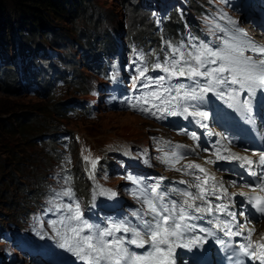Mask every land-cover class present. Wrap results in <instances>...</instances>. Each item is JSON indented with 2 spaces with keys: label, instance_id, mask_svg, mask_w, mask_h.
Returning a JSON list of instances; mask_svg holds the SVG:
<instances>
[{
  "label": "snow or ice",
  "instance_id": "snow-or-ice-1",
  "mask_svg": "<svg viewBox=\"0 0 264 264\" xmlns=\"http://www.w3.org/2000/svg\"><path fill=\"white\" fill-rule=\"evenodd\" d=\"M230 23H235L230 21ZM226 49L222 51H212L206 46L203 49H197L196 54H188L187 58L183 52H180L178 48H174L173 54H179V59L166 60L164 64L156 63L154 68L162 69L164 73L168 76H159L155 80L151 77H146L148 68L144 67L143 70L139 71V76L136 77L139 80L144 77L149 83L143 84L142 87H149L151 84L159 85L162 88L164 94H168L167 98H163L161 91L158 89L147 94L145 101L148 97L155 98L160 101L161 105H164V111L168 112L170 115H191L193 117H200L206 120L208 118V113L203 111H193L188 112V108L184 107L183 111H170V108L179 107V104H174V101H199L203 102L204 96L207 92L214 91L221 85H239L241 90L247 89L250 98L245 99L241 108L247 112L252 111V102L256 96L257 89L264 90V59L258 61H253L251 57L243 56V49L239 46L230 45L227 42ZM253 51L264 55V46L250 45ZM215 58V59H210ZM140 60H144V56H139ZM217 59L221 61L220 66L216 68H205L206 64H216ZM183 62V66H181ZM204 68V71L200 69ZM225 72L230 73V77H224L222 74ZM188 77L191 80H195L197 77L209 78L207 83L203 88L199 87V81H196L197 87L192 88L191 91L184 90L181 95V90L184 85L173 89L172 87H165V80H171L172 77ZM135 87V85H134ZM175 91L176 95L172 96L171 93ZM235 89H233V92ZM218 96L223 97V92H217ZM229 99H235L234 95H230ZM133 108H138L143 112H150V109L140 108L139 104H132ZM233 106V105H230ZM195 107V105H193ZM151 115H156L155 112H151ZM201 119H197L196 123L202 128H207V124L201 123ZM249 121L254 122L253 118L249 116ZM193 139H197L196 133L190 134ZM225 151H229L225 149ZM85 159H89L85 157ZM217 159L226 160H244L248 165L253 164V161L246 157H241L239 154L231 153L228 156L217 155ZM212 161H209L211 163ZM97 161L92 160V167L95 168ZM259 164L264 165V153L260 154ZM188 168H197L201 172L205 170L201 168L198 164H189ZM250 175H256L255 172H250ZM199 180L200 178L197 177ZM210 179H215L211 177ZM259 179V177H258ZM208 181L205 179L203 181L206 184ZM183 183V182H182ZM196 188L200 190V194L193 196L191 192H184L183 195L187 196L188 199L183 201V204L179 207L175 201L171 202V207L165 204H161L158 209L155 204L151 201H146L149 206L152 219L148 221H141L144 233L142 234L140 230L135 227L129 228L125 224H112L110 227L100 228L99 225H93L83 220V214L80 211V205L77 203L75 208L72 204L66 206V210L69 213L67 217L61 219L60 223L64 224L67 231L60 232L56 230V235L61 238L60 247L65 248L68 251L76 255L80 260L85 261L86 264H176L178 253L177 248L192 249L193 247H201L208 242V238L211 237L216 240L220 245H224L225 241L218 239L215 236L212 228L204 229L200 228L199 231L204 233L206 236H189L188 234L193 232L197 225L189 223L191 220H203L204 213L212 215L215 212H222L228 216L232 217V221H235V213L228 211L227 205H217L215 209L211 207L210 202H208L207 207L197 206L195 204L196 200L205 201V194L208 193V189L203 187L202 184H196ZM159 188L157 184L152 188V192H156ZM215 188V186H213ZM261 193H264V179L255 185ZM227 196V190H223ZM100 193L103 195H108L109 197L116 196V193L101 189ZM214 194V193H213ZM65 196H72L73 193L71 189H68L63 193ZM235 195V194H233ZM241 196H245L248 202L253 205V207L259 212L264 214V195H258L253 189L252 192H241ZM160 199V197H157ZM186 206V207H185ZM188 209H194L195 213H201L199 216L189 215ZM137 215V213H133ZM72 222H75L73 225ZM56 221H52L51 224L55 230ZM211 223V222H210ZM223 222L217 223L216 228H220ZM231 223V222H230ZM225 228H229L225 235H242L245 230L243 226H239L240 230L232 232L230 230L229 224H224ZM84 229H89L92 231L91 234L83 235ZM124 233H131V239H125L124 237L115 238V233L119 231ZM248 240L247 244L240 245V252L245 256L249 257L254 261H259L260 264H264V236L261 237L260 242L254 247V243L251 239L252 233L255 229H247ZM147 236L148 238H145ZM106 237H114L112 240H107ZM126 245H135L137 248H145L143 253H137L134 251H129V247Z\"/></svg>",
  "mask_w": 264,
  "mask_h": 264
},
{
  "label": "rangeland",
  "instance_id": "rangeland-1",
  "mask_svg": "<svg viewBox=\"0 0 264 264\" xmlns=\"http://www.w3.org/2000/svg\"><path fill=\"white\" fill-rule=\"evenodd\" d=\"M141 1L142 0H139V2ZM91 2L94 6H97V12H102L103 15H99V17L102 18L98 25L100 33L107 29V25L112 24L110 27L114 28V25L119 28L120 23L122 26L128 20V9H121L119 0H91ZM12 8L13 7L9 10L10 15L7 16L12 25L17 29L19 26L16 19V9L13 8V10ZM166 9H168V7L161 6L158 12L159 15L161 16L163 13H167ZM66 16L67 20L65 18H62V20L54 18L49 25L56 30H59V28L61 29L59 30L61 32L59 38H65V40L70 42V48L66 50L63 49L65 50V52L63 51L64 54L79 61V64H75L76 66L73 65L78 70L77 74L80 76L81 72L83 76L89 80V85H93L95 81L91 79L94 78V75L87 70V68H81L84 59H81L82 54L79 47H81V44L84 46V44L80 41L81 37H78V30L82 29L83 33L81 32V34H87L91 31L89 28L91 24L87 22L84 23L85 19H82L81 21H76V24L70 25L69 22L73 19H71V16L68 14ZM157 18L158 17H155V23L159 27ZM73 26L78 27L74 28ZM74 30H76V32ZM16 32L17 31H15V33ZM131 34L135 35L136 32L132 30ZM1 35L0 38H2V41L0 43H5V52L0 51V58H4L6 63H10L7 62L8 60H11L13 63L17 62L16 60L19 59V57L17 55L15 57L12 56L16 49L11 47L9 32L4 30ZM40 37L45 38L44 35ZM48 42L50 43L49 40ZM95 44L94 42V45ZM44 45L47 57L52 58L60 54L58 47L47 43ZM37 54L43 56L44 52L39 50ZM56 62L60 63L57 60ZM6 66H9V70H13L12 65L7 64ZM143 68L144 67H140L139 70L141 71ZM149 73L148 70L146 76L150 75ZM10 74L12 76V73ZM18 86L20 85L13 83L8 89H5L4 87L6 86L0 84V123L3 124V126L0 127V220L2 221L9 217H16V219H19L24 212L23 209L16 206L25 194L20 191L21 187L32 186V183H37V179L43 180L46 173L53 168V166H51L52 161L50 156L47 154L48 143L41 140L42 143H39V139H37V135L39 134L37 131L42 128L40 121L41 114L44 113V111L47 113V105L56 103L57 101L62 103L64 101L62 100L63 92L66 90L62 88L49 98H41L39 96L30 95L27 90H21ZM26 86L28 87L29 84H26ZM70 97L90 99L92 104H97L98 101L93 94L74 93L71 94ZM68 115L69 117L66 119H57L56 117H53V119H55V122H60L62 124L61 129L74 130V133L81 138V143L77 146L79 148L77 149L76 147V149L84 153L85 157L88 158L90 155H93V153L97 155L106 153V150L109 149L111 144L115 143V140H126L131 142L145 141L151 126H155L149 120L143 119L135 113L125 110L117 112L101 109L97 117L93 119H87L74 114L72 115L71 113H68ZM33 117L35 121L32 119L28 120V127L25 128L24 131H21V133L17 132V134L12 133L17 131L16 119ZM30 132L36 135L35 138L28 140L26 136L27 133ZM86 146L88 147L86 148ZM77 150L67 159L68 166L57 168V172L64 184L69 182L72 183L70 177H67V172L71 169L81 170L84 175V168L85 165H87L86 159H83ZM53 170L56 169L53 168ZM15 175L18 176L17 181L14 180ZM114 182L117 183L118 181L115 179ZM81 186L85 187L86 190L90 188L86 179ZM28 199L31 200L30 197H28ZM0 249L2 250L3 248L0 247ZM18 264L27 263L25 260H22Z\"/></svg>",
  "mask_w": 264,
  "mask_h": 264
},
{
  "label": "trees",
  "instance_id": "trees-1",
  "mask_svg": "<svg viewBox=\"0 0 264 264\" xmlns=\"http://www.w3.org/2000/svg\"><path fill=\"white\" fill-rule=\"evenodd\" d=\"M119 1L121 8L126 7V9H128L130 12L129 22L130 27L133 31L138 32V30L140 29V25H142V28H147L149 26L147 14L144 13L145 10L138 4V0ZM11 7L16 9V19L19 26V28L17 29L12 25L9 17L7 16L10 15L9 10ZM67 14L71 16V19H73L72 21L69 20L70 25H74L76 24V21H81L82 19H85V21L83 20L84 23L87 22L91 24V27H89L91 31L87 34H81L82 29L78 30V37H81L80 41L83 42L84 46L90 47L92 44L94 45L95 42L98 43L100 47L104 48L108 44L107 40L110 38L109 30L106 29L102 31V33H100L98 25L99 21L102 19L99 17V15H102V12H97V6H94L91 0H0V37L2 36L1 34L4 30H7L9 32L11 47L16 49L12 56L15 57L17 55L19 57V60H21L23 63L28 62L30 65L36 66L37 64H34V59H42L48 62L49 59L45 58L47 56V53L45 52L44 45L47 43L59 48L60 54L58 59L62 62L63 67L65 65V59H71L73 63L79 64L78 60L73 57H68L64 54L65 50L70 48V42L65 40V38H59V36L61 35V32L59 30L61 29L59 28V30H56L49 25L50 22L54 20V18H57L59 20H62V18L66 19ZM119 25H121V23ZM107 26L109 27V25ZM73 27L77 28L78 26ZM113 27L116 28L117 26L113 25ZM15 31L17 32L15 33ZM74 31L76 32V30ZM41 35H44L45 38L40 37ZM48 40L50 41V43L48 42ZM1 41L2 38H0V42ZM4 45L5 43H0V51L2 52H5ZM84 46L81 44L79 50L82 47L85 48ZM39 50H42L44 52L43 56H39L37 54V51ZM81 68H87V70L90 71L86 64H81ZM9 72L12 73L11 78L13 79V81L9 79L8 81L14 83L16 80V83L20 85L21 81L18 77L15 76V72L8 71V74H10ZM80 74L81 75L74 84V86H77L74 90L76 91L74 92L75 94L86 93L88 89V79L85 78L81 72ZM70 82H72V80H70ZM5 86V89H8V87H10V85ZM68 96L69 94L67 90H64L62 100H66L65 98H67ZM47 109V113L46 111H44V113L41 114L40 121L42 124V128L37 131V133L39 134L37 135V139L39 140L42 139L41 136L45 133L51 134L52 132L61 129L62 124L60 122H55V119H53V117H56L57 119L68 118V116L66 115V106L63 105V102L60 103L57 101L56 103H50L47 105ZM31 119L35 121L34 117L27 119H16L17 131H14L12 133L17 134V132L21 133V131H24V129L28 127L27 121ZM1 126H3V124L0 123V127ZM35 135V133L30 132L27 133L26 138L28 140H31L35 138ZM14 180L17 181L18 176L15 175ZM35 186L36 182L32 183V186L30 185L29 187H21L20 191L25 194L22 197V200L16 205L18 208H26V206L28 205L26 196L28 197L27 194L32 191Z\"/></svg>",
  "mask_w": 264,
  "mask_h": 264
},
{
  "label": "bare ground",
  "instance_id": "bare-ground-1",
  "mask_svg": "<svg viewBox=\"0 0 264 264\" xmlns=\"http://www.w3.org/2000/svg\"><path fill=\"white\" fill-rule=\"evenodd\" d=\"M241 19H243V15L240 16ZM263 41H264V34H261ZM259 232H263L264 231V224L260 225V227L258 228Z\"/></svg>",
  "mask_w": 264,
  "mask_h": 264
}]
</instances>
